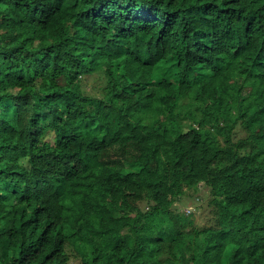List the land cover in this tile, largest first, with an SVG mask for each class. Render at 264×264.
<instances>
[{
  "label": "trees",
  "instance_id": "obj_1",
  "mask_svg": "<svg viewBox=\"0 0 264 264\" xmlns=\"http://www.w3.org/2000/svg\"><path fill=\"white\" fill-rule=\"evenodd\" d=\"M202 183L198 227L179 202ZM69 246L264 264V0H0V264Z\"/></svg>",
  "mask_w": 264,
  "mask_h": 264
},
{
  "label": "rangeland",
  "instance_id": "obj_2",
  "mask_svg": "<svg viewBox=\"0 0 264 264\" xmlns=\"http://www.w3.org/2000/svg\"><path fill=\"white\" fill-rule=\"evenodd\" d=\"M173 66H168L167 69H171ZM167 70L161 69L160 73L166 75ZM173 72V68H172ZM171 72V73H172ZM169 76H171L169 74ZM175 76V75H174ZM173 76V79L175 77ZM172 77V76H171ZM85 87L95 93H100L104 85V79L98 75H91L84 78ZM247 135L244 129H240L237 133L238 137H245ZM210 188L206 184L202 183L198 189H190L188 193L183 197L182 201L179 202L180 210L185 213L191 214L195 220L196 226H205L211 223V206H210ZM147 206L144 204L143 208ZM69 253L71 254V264H79L81 262V256L78 254L75 248L72 246L68 247Z\"/></svg>",
  "mask_w": 264,
  "mask_h": 264
},
{
  "label": "bare ground",
  "instance_id": "obj_3",
  "mask_svg": "<svg viewBox=\"0 0 264 264\" xmlns=\"http://www.w3.org/2000/svg\"><path fill=\"white\" fill-rule=\"evenodd\" d=\"M216 44V43H215Z\"/></svg>",
  "mask_w": 264,
  "mask_h": 264
}]
</instances>
